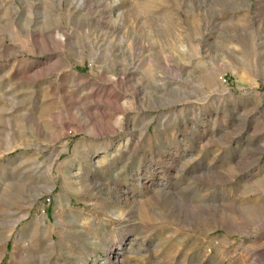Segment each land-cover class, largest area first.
<instances>
[{"label":"rangeland","instance_id":"1","mask_svg":"<svg viewBox=\"0 0 264 264\" xmlns=\"http://www.w3.org/2000/svg\"><path fill=\"white\" fill-rule=\"evenodd\" d=\"M0 264H264V0H0Z\"/></svg>","mask_w":264,"mask_h":264},{"label":"bare ground","instance_id":"2","mask_svg":"<svg viewBox=\"0 0 264 264\" xmlns=\"http://www.w3.org/2000/svg\"><path fill=\"white\" fill-rule=\"evenodd\" d=\"M120 248H121V246H119V247L115 246V247L111 248V250H109V252H108V256L109 257H115L116 253L119 252L118 250Z\"/></svg>","mask_w":264,"mask_h":264}]
</instances>
